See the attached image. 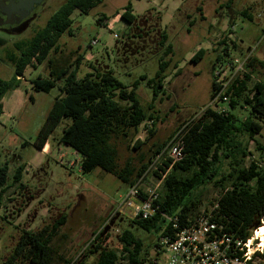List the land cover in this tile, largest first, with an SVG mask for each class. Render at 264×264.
Listing matches in <instances>:
<instances>
[{"label":"rangeland","instance_id":"374dc122","mask_svg":"<svg viewBox=\"0 0 264 264\" xmlns=\"http://www.w3.org/2000/svg\"><path fill=\"white\" fill-rule=\"evenodd\" d=\"M62 1L45 0L16 31L0 33L3 45L0 46L1 79L8 80L13 75L12 66L4 59L6 52L13 50L15 42H28ZM128 2L137 16V21L132 25L116 18V14H121ZM228 2L103 0L102 5L86 15L78 11L71 15V35L62 36L60 51L51 55V58L54 68H63L73 64L82 55L78 79L94 70H110L119 82L130 86L141 76L151 78L157 72L158 59L162 57L157 46L161 33H166L167 43L173 47V56L165 58L171 60L164 81L168 96L156 99L153 124L145 121L133 139L112 141L119 167L126 161L138 164L140 155L145 156L146 161L156 146L166 141L172 142L186 123L199 118L206 107L221 106L218 96L221 92L212 98L211 80L214 73H217L218 82L223 81L224 85L243 64H247L248 58L264 61V0H232L229 7H225ZM243 11L251 16V21L241 15ZM102 16L106 19L100 21ZM114 18L115 21L108 24ZM224 40L228 56L216 63L218 52L225 48L219 45ZM205 48L208 53L203 59L197 64L190 63L194 53ZM174 65L180 68L179 75H175L176 70L172 69ZM39 75L43 78L48 75L46 63L35 68L28 67L19 87L8 91L0 101V164L7 166V183H11L16 169H24L20 183L10 187L2 201L0 264H7L24 231L38 233L47 227L52 230L61 217L65 221L56 228L49 242L54 252L52 264H61V259L68 260L69 264H95L97 255H90L89 250H93L97 244L118 251V236L124 230H130L144 240L147 253L144 264H165L162 250L154 245V237L131 227L133 218L130 210L114 213L131 186L100 169L82 174L80 156L60 142L62 130L69 125V120H62L50 135L49 152L43 154L37 150L35 144L38 132L54 99L59 95L58 87L48 93L33 91L30 80ZM253 77L262 80V71L256 69ZM136 93L141 106L146 108L151 100V92L141 83ZM150 130L153 135H149ZM136 140L144 142V146L138 150L134 148ZM256 144L264 145V125L260 135L249 143L248 151L253 155L245 161V166L251 161L264 166V153L255 150ZM154 184L155 180L151 177L144 185L152 187ZM196 195L200 201L196 215L214 210L218 190L208 186L199 189ZM98 234L101 235L96 241ZM260 251L263 252L264 248L255 251L252 258ZM15 264L30 262L21 259Z\"/></svg>","mask_w":264,"mask_h":264},{"label":"trees","instance_id":"16d2710c","mask_svg":"<svg viewBox=\"0 0 264 264\" xmlns=\"http://www.w3.org/2000/svg\"><path fill=\"white\" fill-rule=\"evenodd\" d=\"M231 2L229 0L225 7H229ZM102 3L103 0H63L28 42H15L13 50L7 51L4 56L13 68V75L8 80L0 78V101L8 91L19 87L28 67L35 68L46 63L48 75L45 78L39 75L30 80L31 89L48 93L58 87L59 95L54 99L38 132L35 144L37 150L44 148L62 120H69V125L62 130L60 142L80 156L81 173L88 174L100 169L132 187L171 141L156 146L146 161L145 156L140 155L138 164L126 161L122 167L117 163V151L112 141L133 139L145 121L153 124L152 113L156 99L168 96L164 81L171 60L165 58L173 56V47L167 43L166 33H161L157 46L162 57L158 59L157 72L151 78L141 76L130 86L119 82L110 70H94L78 79L82 55L73 64L54 68L51 55L59 53L62 36L71 35V15L75 11L86 15ZM197 11L201 12V9L197 8ZM116 15L130 25L137 21V16L132 14L130 2L121 14ZM241 15L248 21L252 20L246 11ZM104 19L106 18L102 16L99 20ZM189 25L192 26V23ZM219 45H224L225 48L218 52L216 63L228 56L226 41ZM206 54V50H197L190 58V63H199ZM247 61L242 70L228 80L219 95L224 107L222 111L206 107L201 116L188 121L178 135L183 142V159L170 165V160L164 157L152 172L156 179H162L160 197L156 202L159 212L148 220H131V227L154 237L155 247H159L160 238L172 236L174 232L188 228L193 223L198 217L196 211L200 203L196 192L208 186L219 192L212 219L223 226L225 233L233 239L247 243L264 220V166L255 161L245 166V161L253 155L248 151L249 143L260 135L264 125V61L256 58H248ZM177 67L178 65H174L172 68L176 70L175 75L181 72ZM256 69L262 71V80L254 79ZM141 83L151 92V100L146 108L141 106L137 98L136 92ZM211 89L212 98L222 90L214 77ZM1 114L0 104V116ZM149 135H153L152 130ZM142 146L144 142L136 140L134 148L138 150ZM255 150L263 154L264 145L256 144ZM23 170V167L16 169L8 184L7 166L0 164V209L4 194L10 187L20 183ZM174 218L177 219L179 229L172 228L169 219ZM64 221L65 218L61 217L52 230L47 227L38 233L24 231L6 263L15 264L24 259L29 260L30 264H52L54 252L50 249L49 242L56 228L63 225ZM100 235H96V241ZM118 243V251L94 245L89 254L97 255L95 264L145 263L147 253L143 239L130 230H124L118 236ZM255 257L264 260V251L262 254H255ZM60 261L61 264H69L68 260Z\"/></svg>","mask_w":264,"mask_h":264},{"label":"built area","instance_id":"2783aa9c","mask_svg":"<svg viewBox=\"0 0 264 264\" xmlns=\"http://www.w3.org/2000/svg\"><path fill=\"white\" fill-rule=\"evenodd\" d=\"M94 44L95 41L92 42V45ZM241 70L242 68L237 72ZM216 75L217 73L213 75L216 79L215 82L222 88L218 92L219 94L223 92L228 82L223 85V81L218 82ZM213 109L222 111L223 107L222 105L215 106ZM164 157L170 160V165L183 159L181 138H175L161 154L156 156L145 175L130 188L128 194L115 208L114 213L121 214L128 209L133 219L148 220L159 212V205L156 202L160 197L162 179H156L152 172ZM151 177L155 180V184L152 187H145V181ZM143 185L144 189L142 190ZM212 212L198 215L188 228L180 229L172 236L167 235L159 239L158 248L162 250L165 264H264V260L257 257L252 258L253 254L248 255L247 243L235 240L225 233L223 226L213 221ZM169 221L174 230L179 229L176 218L169 219Z\"/></svg>","mask_w":264,"mask_h":264},{"label":"flooded vegetation","instance_id":"af4514ba","mask_svg":"<svg viewBox=\"0 0 264 264\" xmlns=\"http://www.w3.org/2000/svg\"><path fill=\"white\" fill-rule=\"evenodd\" d=\"M42 2L40 5L35 6L34 10L30 13L29 16H27L25 19H23L20 23H16L14 20H16L17 16H14L13 11H11V4L9 1H3L0 2V33L6 34L7 32H11L12 30H17L19 27L24 25L27 20H29L34 12L43 4ZM14 17V18H13ZM13 21V23H12ZM15 30V31H16ZM2 43L0 42V46ZM3 46V45H2Z\"/></svg>","mask_w":264,"mask_h":264},{"label":"water","instance_id":"95a60500","mask_svg":"<svg viewBox=\"0 0 264 264\" xmlns=\"http://www.w3.org/2000/svg\"><path fill=\"white\" fill-rule=\"evenodd\" d=\"M6 0H0L3 2ZM11 4V11H13L16 20H14L17 24L20 23L23 19L30 15V13L34 10L35 6L40 5L45 0H7ZM14 18V17H13ZM13 23V21H12Z\"/></svg>","mask_w":264,"mask_h":264},{"label":"bare ground","instance_id":"6f19581e","mask_svg":"<svg viewBox=\"0 0 264 264\" xmlns=\"http://www.w3.org/2000/svg\"><path fill=\"white\" fill-rule=\"evenodd\" d=\"M257 242L255 245L254 243ZM248 255L254 254L255 251L264 248V220L262 225L257 228L250 240L247 242Z\"/></svg>","mask_w":264,"mask_h":264},{"label":"crops","instance_id":"0c3cea01","mask_svg":"<svg viewBox=\"0 0 264 264\" xmlns=\"http://www.w3.org/2000/svg\"><path fill=\"white\" fill-rule=\"evenodd\" d=\"M131 6H132V5H131ZM132 14H133V8H132ZM133 15H134V14H133ZM135 16H136V15H135ZM118 17H119V15H118L116 18H118ZM116 18L109 20L108 24H110V22H114ZM203 50H204V49H203ZM205 50L207 51V48H205ZM207 53H208V52H207ZM177 69L180 70L179 67H178ZM25 72H26V70H25ZM65 146H66V145H65ZM45 149H47L48 151L44 152ZM49 149H50V148H49L48 141H47V144L44 146V148H43L41 151H42L43 154H45V153L49 152Z\"/></svg>","mask_w":264,"mask_h":264}]
</instances>
